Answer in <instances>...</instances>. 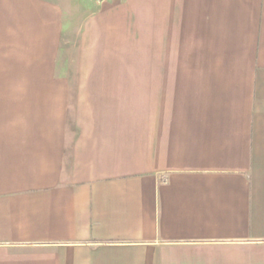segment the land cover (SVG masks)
I'll list each match as a JSON object with an SVG mask.
<instances>
[{"label": "crops", "instance_id": "0c3cea01", "mask_svg": "<svg viewBox=\"0 0 264 264\" xmlns=\"http://www.w3.org/2000/svg\"><path fill=\"white\" fill-rule=\"evenodd\" d=\"M0 264H264V0H0Z\"/></svg>", "mask_w": 264, "mask_h": 264}, {"label": "rangeland", "instance_id": "374dc122", "mask_svg": "<svg viewBox=\"0 0 264 264\" xmlns=\"http://www.w3.org/2000/svg\"><path fill=\"white\" fill-rule=\"evenodd\" d=\"M141 46H142V43H140V42L138 44L136 42L131 43V65H134V66L145 65L144 61H142V59H140L137 55H136V57H133L134 56L133 53L135 52V54H137L136 52L138 51L139 48H141ZM129 60H130V57H127L125 59H121L120 64L124 65V63L129 62ZM73 61H75V59H73Z\"/></svg>", "mask_w": 264, "mask_h": 264}, {"label": "built area", "instance_id": "2783aa9c", "mask_svg": "<svg viewBox=\"0 0 264 264\" xmlns=\"http://www.w3.org/2000/svg\"><path fill=\"white\" fill-rule=\"evenodd\" d=\"M98 1H105V0H98Z\"/></svg>", "mask_w": 264, "mask_h": 264}]
</instances>
